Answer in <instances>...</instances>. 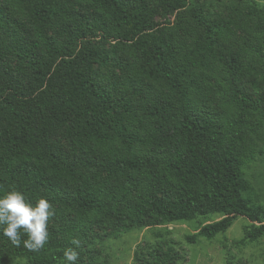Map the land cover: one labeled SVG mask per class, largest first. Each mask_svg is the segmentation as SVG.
<instances>
[{
    "label": "trees",
    "instance_id": "trees-1",
    "mask_svg": "<svg viewBox=\"0 0 264 264\" xmlns=\"http://www.w3.org/2000/svg\"><path fill=\"white\" fill-rule=\"evenodd\" d=\"M188 1L0 0V196L46 198L54 213L39 251L0 228V264H65L72 240L104 222L118 235L217 213L189 239L238 216L247 239L264 236L243 175L264 141V7ZM159 12L179 13L180 34ZM134 256L177 260L161 245Z\"/></svg>",
    "mask_w": 264,
    "mask_h": 264
},
{
    "label": "rangeland",
    "instance_id": "rangeland-1",
    "mask_svg": "<svg viewBox=\"0 0 264 264\" xmlns=\"http://www.w3.org/2000/svg\"><path fill=\"white\" fill-rule=\"evenodd\" d=\"M235 0H189L188 6L199 7L209 13L225 11V5ZM264 7V0H243ZM179 13L163 15L160 12L154 20L161 27H169L175 34ZM103 44L110 48L113 40L92 39V44ZM63 142L61 134L57 136ZM255 159L243 170L249 183L246 196L255 207L264 209V141L255 137ZM58 220L63 216L57 215ZM222 219V215L214 213L198 216L192 220L171 221L142 229H132L113 233L112 224L104 222L93 226L86 237L81 238L77 263L84 264H140L135 261L134 253L139 247L161 245L164 249L171 247L176 251V264H264V236L257 240L246 238V231L251 222L241 216L232 219L230 226L211 239L198 237L191 241L202 226ZM53 223L58 224L54 221ZM19 260H10L5 264H19Z\"/></svg>",
    "mask_w": 264,
    "mask_h": 264
},
{
    "label": "clouds",
    "instance_id": "clouds-1",
    "mask_svg": "<svg viewBox=\"0 0 264 264\" xmlns=\"http://www.w3.org/2000/svg\"><path fill=\"white\" fill-rule=\"evenodd\" d=\"M54 213L51 204L46 198L38 199L35 204L26 200L23 193L10 190L0 196V228L3 235L8 237L13 245H21V229L27 235L23 246L30 251H39L48 240V221ZM77 248L78 239L71 242ZM79 253L69 247L63 252L65 264H76Z\"/></svg>",
    "mask_w": 264,
    "mask_h": 264
}]
</instances>
